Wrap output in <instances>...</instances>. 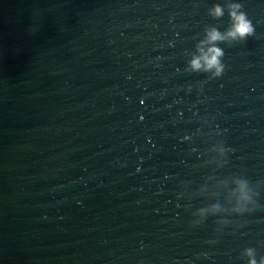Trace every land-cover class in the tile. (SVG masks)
<instances>
[{"label":"water","instance_id":"water-1","mask_svg":"<svg viewBox=\"0 0 264 264\" xmlns=\"http://www.w3.org/2000/svg\"><path fill=\"white\" fill-rule=\"evenodd\" d=\"M252 261L264 0H0V264Z\"/></svg>","mask_w":264,"mask_h":264},{"label":"clouds","instance_id":"clouds-1","mask_svg":"<svg viewBox=\"0 0 264 264\" xmlns=\"http://www.w3.org/2000/svg\"><path fill=\"white\" fill-rule=\"evenodd\" d=\"M217 15L220 14V10L216 9ZM232 16L234 18V23L232 26V30L228 33L229 36L235 38V37H240V38H245L246 36H251L253 34V26L252 23L246 19V16L244 13H240L237 15L236 13H232ZM210 40H218L222 39V37L216 33L213 32L210 37ZM210 55H206L204 59L206 60L207 67L212 68V67H217V75L220 74V68L218 67V60L217 57L221 55V52L217 48H213L209 50ZM192 65L194 68H199L200 67V62L199 59L193 60ZM251 264H255V261H252Z\"/></svg>","mask_w":264,"mask_h":264}]
</instances>
